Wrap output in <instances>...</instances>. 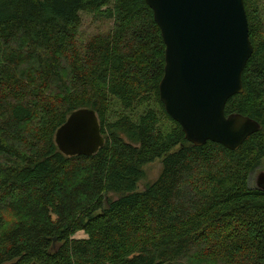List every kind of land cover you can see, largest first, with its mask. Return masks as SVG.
Returning a JSON list of instances; mask_svg holds the SVG:
<instances>
[{
  "label": "trees",
  "instance_id": "obj_1",
  "mask_svg": "<svg viewBox=\"0 0 264 264\" xmlns=\"http://www.w3.org/2000/svg\"><path fill=\"white\" fill-rule=\"evenodd\" d=\"M245 7L254 54L226 115L261 130L234 152L195 147L166 113V46L145 0H0V264H264V191L250 185L264 160V0ZM83 16L109 30L85 36ZM81 109L106 144L67 157L56 134Z\"/></svg>",
  "mask_w": 264,
  "mask_h": 264
},
{
  "label": "water",
  "instance_id": "obj_2",
  "mask_svg": "<svg viewBox=\"0 0 264 264\" xmlns=\"http://www.w3.org/2000/svg\"><path fill=\"white\" fill-rule=\"evenodd\" d=\"M161 30L165 74L160 100L195 147L209 142L238 151L261 125L226 115L228 101L244 93L243 73L254 54L245 0H145ZM67 157L96 155L106 144L91 109L75 111L57 131ZM256 189L264 191V172Z\"/></svg>",
  "mask_w": 264,
  "mask_h": 264
},
{
  "label": "rangeland",
  "instance_id": "obj_3",
  "mask_svg": "<svg viewBox=\"0 0 264 264\" xmlns=\"http://www.w3.org/2000/svg\"><path fill=\"white\" fill-rule=\"evenodd\" d=\"M93 19L94 18H92L91 16H83L84 25L81 30L82 34L89 37L97 33H105L109 30L110 25L108 23H104V24L95 23ZM154 108L158 109L155 106ZM148 109L149 107H145V108L138 110L134 114V119L138 121L139 117L143 115ZM120 112H123L121 110V106L117 102H115V104L113 105V111H112L111 118H110L111 122L116 120ZM170 129H171V124L167 122L166 125L164 126L165 133H169ZM123 138L129 141L127 136H123ZM162 169H163V160H158L152 164L147 165L144 168L145 178L140 182L139 190L143 191L147 185L154 183L160 177L162 173ZM261 172H264V160L262 161V164L259 170H257V172L251 178L250 185L252 188L256 187L257 176ZM87 238L88 237L83 232L75 236V239H78V240L87 239Z\"/></svg>",
  "mask_w": 264,
  "mask_h": 264
}]
</instances>
